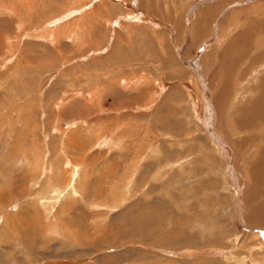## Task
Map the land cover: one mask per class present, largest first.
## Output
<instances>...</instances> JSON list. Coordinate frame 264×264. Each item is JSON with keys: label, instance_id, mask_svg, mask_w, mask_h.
<instances>
[{"label": "rangeland", "instance_id": "obj_1", "mask_svg": "<svg viewBox=\"0 0 264 264\" xmlns=\"http://www.w3.org/2000/svg\"><path fill=\"white\" fill-rule=\"evenodd\" d=\"M263 93L264 0H0V264L264 263Z\"/></svg>", "mask_w": 264, "mask_h": 264}, {"label": "bare ground", "instance_id": "obj_2", "mask_svg": "<svg viewBox=\"0 0 264 264\" xmlns=\"http://www.w3.org/2000/svg\"><path fill=\"white\" fill-rule=\"evenodd\" d=\"M257 31V30H256ZM251 32V31H250ZM241 38V35L239 36ZM238 37V38H239ZM246 38V37H245ZM236 42V41H235ZM241 42V41H240ZM244 44V43H242ZM236 45V44H235ZM237 46V45H236ZM235 46V47H236ZM241 46V45H239ZM245 47V46H244ZM245 49V48H244ZM237 53L239 54V52L237 51ZM239 56V55H238ZM264 94V93H263ZM261 99V98H260ZM262 100V99H261ZM260 100V101H261ZM263 102V101H262ZM258 104H260L258 102ZM256 105L254 109L250 110L248 112V114H244L243 112H241V118L238 121L239 125H241L242 127H244L245 129H254L258 124H262L264 125V108L259 109V105ZM264 150V149H263ZM262 155L264 157V151H261ZM229 154V153H228ZM229 156V155H228ZM259 159V155L258 157H256ZM256 159V165L254 167V169L252 170V176H253V190H247L245 193V197L248 198L245 200V203H247V201H250L254 198V196L256 197L258 195V192H260L261 194L264 192V185H261V181L264 178V168H260L257 165L262 164V161L259 159ZM255 163V161H254ZM263 167V165H262ZM73 170V169H72ZM74 173V171H72ZM76 173L73 174V176H75ZM72 176V177H73ZM73 180V179H72ZM68 185L70 186V190H71V182L68 183ZM252 187V186H251ZM69 189V188H68ZM71 192V191H69ZM74 192V191H73ZM257 193V194H256ZM263 203H260V205H258L254 210L250 211V217H256L257 219H259L261 222H264V201H262ZM249 205V204H248ZM263 260V259H262ZM256 262V261H255ZM246 263V262H245ZM264 264V263H262Z\"/></svg>", "mask_w": 264, "mask_h": 264}]
</instances>
